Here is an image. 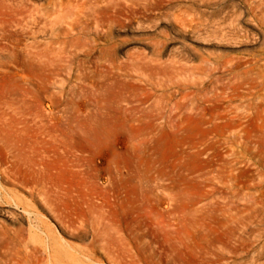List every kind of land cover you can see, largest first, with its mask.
I'll use <instances>...</instances> for the list:
<instances>
[{
    "label": "rangeland",
    "instance_id": "obj_1",
    "mask_svg": "<svg viewBox=\"0 0 264 264\" xmlns=\"http://www.w3.org/2000/svg\"><path fill=\"white\" fill-rule=\"evenodd\" d=\"M263 76L264 0H0V255L264 264Z\"/></svg>",
    "mask_w": 264,
    "mask_h": 264
},
{
    "label": "bare ground",
    "instance_id": "obj_2",
    "mask_svg": "<svg viewBox=\"0 0 264 264\" xmlns=\"http://www.w3.org/2000/svg\"><path fill=\"white\" fill-rule=\"evenodd\" d=\"M256 75H259V73ZM255 78L257 79V77ZM252 90L254 92H252ZM256 90L257 92L258 90H264V83L258 86L254 85L252 87L250 86L249 83L245 84L244 92L242 95V98L244 100V113H243V119H240V131L242 132V134L248 135L249 138L253 139L256 144H259L258 147H255L254 149H252V151L250 152V155L252 156L251 158L255 161V165L260 169V177H261L260 182L263 183L264 182V104L262 102L261 103L260 102L251 103V101L256 96V93H257L255 92ZM260 98L264 100L263 96ZM26 121L28 122V127L30 128L29 124L31 123V119H26ZM20 123L21 122L18 120L15 121V125L20 124ZM253 125L257 126L256 130L253 129L254 131L251 130V127ZM17 132H16V134H18V136H16L17 140L21 142L22 145L24 146L23 144L24 140H22L21 135H20L22 131L18 130ZM5 139H6V136L4 137V140ZM4 140H3V137L1 136L0 143H3ZM244 149L246 150L245 151V154H246V152H248L247 145H244ZM1 167L2 166L0 165V176L3 178V176L5 175V172L1 171ZM0 196H1V199H4V200L8 199L6 191L1 187H0ZM14 196L16 198V195ZM35 231H36L35 227L32 224H30V228H29L30 234H35L36 233ZM23 233H24V229H10L9 227L5 225H3L0 228L1 240L7 241L9 244H12V245H19V246L27 245ZM43 234L45 235L46 240H48V243L50 245V250L51 251L55 250L56 247L55 245H52L51 234L46 231L43 232ZM0 264H18V263H16L15 260L7 259L6 257H3L2 255H0Z\"/></svg>",
    "mask_w": 264,
    "mask_h": 264
}]
</instances>
